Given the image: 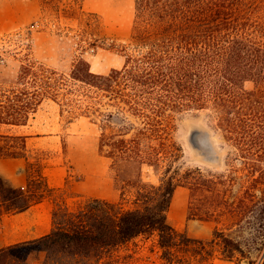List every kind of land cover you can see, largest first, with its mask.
Listing matches in <instances>:
<instances>
[{"label":"trees","instance_id":"16d2710c","mask_svg":"<svg viewBox=\"0 0 264 264\" xmlns=\"http://www.w3.org/2000/svg\"><path fill=\"white\" fill-rule=\"evenodd\" d=\"M116 52L124 64L105 75L92 73L84 58L67 75L25 58L0 95V125L24 127L52 101L65 120L80 116L98 126V150L110 159L116 182L148 167L162 175L158 185L136 191L125 206V188L135 183L127 177L118 202L91 198L72 209L60 188L48 184L44 164L28 161L29 136L0 134V159H25L27 175L24 187L0 177V221L52 203L49 232L0 247V264H112L114 250L153 235L166 264H207L216 257L264 264V193L253 190L256 180L248 178L245 190L231 196L226 172L172 170L180 149L171 139L175 115L207 111L234 143L243 174L256 175L258 168L264 175L255 163L264 158V0H134L129 39ZM178 186L189 190L188 218L214 223L209 239L169 224Z\"/></svg>","mask_w":264,"mask_h":264},{"label":"rangeland","instance_id":"374dc122","mask_svg":"<svg viewBox=\"0 0 264 264\" xmlns=\"http://www.w3.org/2000/svg\"><path fill=\"white\" fill-rule=\"evenodd\" d=\"M69 5V0L55 5L42 0H0V95L16 81L27 57L65 75L77 58H84L94 74L105 75L122 68L124 58L116 50L129 39L134 0H78ZM253 87L250 81L244 83L247 91ZM173 128L171 139L180 152L172 170L200 168L214 174L226 172L223 176L231 196L241 194L247 187L246 180L253 178L255 193H264V175H257L258 168L256 175L243 174V159L234 143L227 135L225 139L207 111L177 114ZM193 130L199 133L197 149L189 142ZM7 132L31 137L26 148L28 161L34 163L39 159L44 164V175H48L54 188H60V197L72 209L91 198L118 202L121 180L127 177H134L135 183L125 188L123 203L131 206L129 202L136 191L158 185L162 176L153 168L143 167L140 175H121L116 182L110 159L98 150V126L80 116L65 120L59 115V107L49 100L41 104L27 126L0 125V134ZM255 163L264 169V158ZM25 169V159H0V175H26ZM49 202L45 204L51 206ZM188 205L189 190L178 186L167 213L169 224L190 237L209 239L214 223L189 219ZM10 218L0 222V230ZM20 239L21 235L11 231L1 242ZM155 239L154 235L139 237L114 250L112 264H166L160 258ZM207 264L227 263L216 257Z\"/></svg>","mask_w":264,"mask_h":264},{"label":"crops","instance_id":"0c3cea01","mask_svg":"<svg viewBox=\"0 0 264 264\" xmlns=\"http://www.w3.org/2000/svg\"><path fill=\"white\" fill-rule=\"evenodd\" d=\"M29 139H31L30 136L26 139V148L27 141ZM44 176L46 177L48 184L51 187H55L51 184L48 175ZM0 177L7 185L13 187H24L27 179V175H0ZM45 202L49 201L45 200L39 204H36L25 212L9 215L11 218L2 226V229L0 230V247L15 243L1 242L6 237L7 232L13 231L16 234L22 236V239L16 242L30 240L47 234L51 228L52 205L50 206L49 204H45ZM6 217H3L1 221L3 222Z\"/></svg>","mask_w":264,"mask_h":264},{"label":"water","instance_id":"95a60500","mask_svg":"<svg viewBox=\"0 0 264 264\" xmlns=\"http://www.w3.org/2000/svg\"><path fill=\"white\" fill-rule=\"evenodd\" d=\"M198 135H199L198 131L193 130L191 131L190 136H189V142L194 149H197L198 145H200V142H198V140L196 139Z\"/></svg>","mask_w":264,"mask_h":264}]
</instances>
